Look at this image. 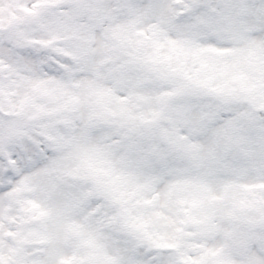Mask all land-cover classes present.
<instances>
[{
    "label": "snow or ice",
    "instance_id": "6c2138e0",
    "mask_svg": "<svg viewBox=\"0 0 264 264\" xmlns=\"http://www.w3.org/2000/svg\"><path fill=\"white\" fill-rule=\"evenodd\" d=\"M0 264H264V0H0Z\"/></svg>",
    "mask_w": 264,
    "mask_h": 264
}]
</instances>
